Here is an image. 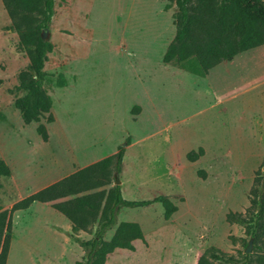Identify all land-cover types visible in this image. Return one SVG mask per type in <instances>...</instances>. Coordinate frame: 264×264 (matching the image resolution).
<instances>
[{
    "label": "rangeland",
    "instance_id": "obj_1",
    "mask_svg": "<svg viewBox=\"0 0 264 264\" xmlns=\"http://www.w3.org/2000/svg\"><path fill=\"white\" fill-rule=\"evenodd\" d=\"M174 11L170 0H54L41 31L52 44L43 66L52 121L45 113L23 124L7 90L27 58L0 1V159L10 169L0 176V209L121 147L119 172L103 188L118 180L122 198L163 195L176 210L164 219L158 202L118 207L104 239L132 221L144 241L114 249L104 264H195L210 247L245 253L246 222L226 215L247 218L251 189L264 186V44L194 75L161 60ZM52 202L12 212L5 264L84 261L80 241L91 230L71 234Z\"/></svg>",
    "mask_w": 264,
    "mask_h": 264
},
{
    "label": "trees",
    "instance_id": "obj_2",
    "mask_svg": "<svg viewBox=\"0 0 264 264\" xmlns=\"http://www.w3.org/2000/svg\"><path fill=\"white\" fill-rule=\"evenodd\" d=\"M0 1L9 20L7 28L16 34L17 47L27 58L26 65L16 74V83L7 90L14 95L13 106L23 124L38 122L45 113V121L51 122V98L44 86L43 66L52 44L42 38L41 31L50 22L54 0ZM170 1L175 7L174 33L162 54L164 63H173L203 76L216 64L264 44V0ZM55 84H65L61 74L57 75ZM35 131L41 140L47 139L44 124L37 123ZM202 152L199 147L187 152L186 158L193 161ZM122 155L123 148L119 147L114 154L27 194L9 208L0 209V264H5L7 257L12 212L24 210L33 202L53 201L51 206L67 219L71 234L91 230V237L80 241L86 250L81 264H104L106 255L114 249L133 250V240L144 241L139 225L132 221L118 222L112 234L104 239L106 229L114 223L117 208L158 202L163 218L168 219L176 206L163 195L126 200L118 184L103 188L112 182L111 172L118 174ZM9 174L8 165L0 159V176ZM251 195L245 211L249 215L247 218L233 212H228L226 218L246 222L245 232L251 240L252 252L235 259L210 247L198 256L195 264H216L215 261L219 264H264V186L261 191L253 187Z\"/></svg>",
    "mask_w": 264,
    "mask_h": 264
},
{
    "label": "water",
    "instance_id": "obj_3",
    "mask_svg": "<svg viewBox=\"0 0 264 264\" xmlns=\"http://www.w3.org/2000/svg\"><path fill=\"white\" fill-rule=\"evenodd\" d=\"M46 29V28H45ZM43 38V37H42ZM118 183V180H115L114 181V184ZM250 244H251V240H248L246 246H245V249H244V252L248 253L250 251Z\"/></svg>",
    "mask_w": 264,
    "mask_h": 264
},
{
    "label": "crops",
    "instance_id": "obj_4",
    "mask_svg": "<svg viewBox=\"0 0 264 264\" xmlns=\"http://www.w3.org/2000/svg\"><path fill=\"white\" fill-rule=\"evenodd\" d=\"M34 192V191H33ZM50 202V201H49ZM34 203V202H33Z\"/></svg>",
    "mask_w": 264,
    "mask_h": 264
}]
</instances>
